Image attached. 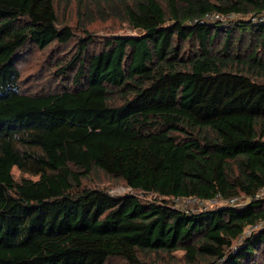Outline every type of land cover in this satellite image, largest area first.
Wrapping results in <instances>:
<instances>
[{
	"label": "trees",
	"instance_id": "trees-1",
	"mask_svg": "<svg viewBox=\"0 0 264 264\" xmlns=\"http://www.w3.org/2000/svg\"><path fill=\"white\" fill-rule=\"evenodd\" d=\"M91 1L78 38L62 0H0V264H264V196L175 201L264 187V0ZM108 16L138 34L90 51ZM51 48L64 85L26 92L20 62Z\"/></svg>",
	"mask_w": 264,
	"mask_h": 264
},
{
	"label": "rangeland",
	"instance_id": "rangeland-1",
	"mask_svg": "<svg viewBox=\"0 0 264 264\" xmlns=\"http://www.w3.org/2000/svg\"><path fill=\"white\" fill-rule=\"evenodd\" d=\"M85 2L86 3L84 4H87L89 9L91 10V8L93 7V2L91 0H85ZM56 5L58 7V11L62 9L61 6L68 7L64 12L62 9L60 11V15H65L64 20H68V22H70V24L75 27L78 33L77 34L78 38L85 36V33H83V31H81L80 29V24L77 22L78 20L77 5H80L79 0H62V2ZM87 29L92 31V38L94 39L92 40L93 42L88 45L90 51L94 49L98 50L100 47H102L104 40L108 38H114L119 36H131V35H136L139 32L138 30L131 27L124 20L113 18L112 16H108L105 20L97 19L94 22L89 23L87 25ZM78 38H76L75 42L78 41ZM73 43L74 41L72 42V44L68 49H65L61 53V54L65 53L64 55L65 56L64 58L66 59L65 61L71 59V57L75 53L77 47L73 45ZM52 50L56 51V48H51V50L47 51L46 53H43L35 49L33 50V54L25 56L23 60L20 62L19 72L21 75V86L23 90H25L28 93H42V92H47L50 89L53 90L56 87L61 88V86L64 85L63 82L65 78H62L58 74L56 75L54 74L56 71V67L51 66V68H49L50 61L53 55ZM14 173L17 177H19L21 174L18 169H15ZM97 174L100 176H97L95 178V183L100 184L102 188L107 189L110 193L116 195H124L131 192L130 188L124 186L121 182L106 179L105 176L100 172H98ZM89 182H91V180L90 181L88 179L84 180V183H89ZM92 185L93 184H90V186ZM246 202H244L243 204L239 203V205L242 206ZM189 206H193V205H189ZM193 207H195V205ZM209 209H213V208H209ZM260 226L261 225H259L258 227ZM248 234H251L250 230L248 231L247 235ZM237 242H240V239ZM182 255H183L182 251L176 252L175 253L176 258L173 260L164 254H161L160 256L157 257L156 254L152 253L150 255V259L152 262H156L157 264H163L168 259L171 261V263L183 264V262H181ZM166 257H168V259Z\"/></svg>",
	"mask_w": 264,
	"mask_h": 264
},
{
	"label": "built area",
	"instance_id": "built-area-1",
	"mask_svg": "<svg viewBox=\"0 0 264 264\" xmlns=\"http://www.w3.org/2000/svg\"><path fill=\"white\" fill-rule=\"evenodd\" d=\"M231 16L232 15H229L225 17V19ZM219 18L221 19L222 17H219L218 15H211L207 17V19H219ZM261 196H264V187L258 190L255 193V195L244 193L243 195L233 196L230 198H222L220 195H217L216 197L208 200H200L197 197H193V196L188 198L178 197L175 199V201L177 202L178 206L183 210L197 212L202 209L214 208L218 205H239V203L243 204L246 201H249L253 198H259ZM189 205H193V206L195 205V207Z\"/></svg>",
	"mask_w": 264,
	"mask_h": 264
}]
</instances>
